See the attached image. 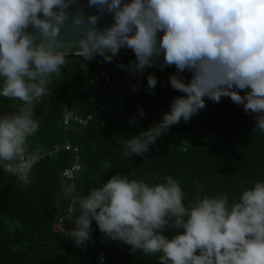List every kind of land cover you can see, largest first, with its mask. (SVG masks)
I'll return each mask as SVG.
<instances>
[{
  "label": "clouds",
  "instance_id": "obj_1",
  "mask_svg": "<svg viewBox=\"0 0 264 264\" xmlns=\"http://www.w3.org/2000/svg\"><path fill=\"white\" fill-rule=\"evenodd\" d=\"M75 3L0 0V96L20 102L0 115L4 172L25 186L32 182L39 149H30L29 139L40 127L34 107L50 94L53 77L62 74L70 54L113 63L126 47L136 60L117 68L142 74L163 56L165 66L192 74L188 83L179 75L168 77L171 87L185 95L172 102L160 122L139 135L119 137L126 157L144 156L172 126L204 109L205 98L219 103L228 97L243 105L256 118L254 131L264 133V0H88L100 15L85 17L81 10L70 17L67 9ZM104 13L113 14L114 23L101 30L98 21ZM69 20L79 35L72 52L58 48ZM30 26L33 32L27 31ZM157 83L154 74L147 76L149 89ZM137 122L132 118L129 124ZM103 166L111 167L107 160ZM133 175L97 181L79 197L76 183L61 179L57 207L63 200H78L74 226L63 236L78 248L94 243L95 221L106 238L130 246L132 253L159 254V264H264V182L244 190L231 205L226 193L197 196L186 205L173 176L149 184ZM166 229L175 234L169 238Z\"/></svg>",
  "mask_w": 264,
  "mask_h": 264
},
{
  "label": "trees",
  "instance_id": "obj_2",
  "mask_svg": "<svg viewBox=\"0 0 264 264\" xmlns=\"http://www.w3.org/2000/svg\"><path fill=\"white\" fill-rule=\"evenodd\" d=\"M67 59L62 74L54 76L49 86V105L39 103L34 107L40 127L29 139V148L39 149L42 158L31 172L32 182L25 186L16 176L0 171V264H101V258L103 264H159V254L132 253L130 246L106 238L95 221L91 232L94 243L78 248L63 236L62 229L70 230L74 226L71 219L78 214V200H63L59 207L55 203L61 179H65L62 173L75 159L65 150L67 141L79 148L82 168L72 180L77 185V197L86 195L97 181L107 182L113 175L130 172L134 173L130 178L149 184L173 176L185 193L186 205L197 196L220 193L227 194L231 205L244 190L264 182V133L254 131L256 118L246 113L243 105L228 97H222L219 103L205 98L204 109L189 122L182 119L172 126L144 156L126 157L119 137L139 135L160 122L172 102L185 95L171 87L168 77L179 75L188 83L192 74L165 66L161 56L155 66L135 74L129 91L120 89L128 95L113 105L121 115L114 120L105 115L114 96L112 87L122 88L119 80L124 82L130 74L117 65L134 62L133 51L132 57L120 51L113 63L104 61L101 67L79 55ZM101 68L110 74L111 83L101 80L92 85L91 73ZM150 74L157 77L155 89L148 88ZM19 103L0 96V115L14 111ZM141 110L146 113L143 118ZM95 111L98 114L86 127L64 126L66 112L87 117ZM132 118L138 122L130 126ZM105 160L110 168H104ZM174 234L165 230L169 238Z\"/></svg>",
  "mask_w": 264,
  "mask_h": 264
},
{
  "label": "built area",
  "instance_id": "obj_3",
  "mask_svg": "<svg viewBox=\"0 0 264 264\" xmlns=\"http://www.w3.org/2000/svg\"><path fill=\"white\" fill-rule=\"evenodd\" d=\"M121 51H122L123 56L132 57V50L126 49V50H121ZM91 61H96V63L100 67L103 66V64H104L103 58H101L99 56H96L95 59H92ZM101 80H102V82L109 84V83H111L112 78H111L110 74L102 68L100 71L91 73L90 83L92 85H96ZM92 101H94V100L92 99ZM96 114H98L97 111H95L94 114H92V115H89L87 117H83V116H80V115L75 114V113L66 112L64 115V118H63L64 126L67 129H69L71 127H75L76 125L86 127L90 123V121L94 118V116ZM65 118L67 119V123H65ZM65 150L67 152L73 153L75 155V159L73 161V164L70 167L65 168L63 173H62V176L65 179L72 181V180H74L76 175L81 171V168H82L81 164H80V158H79V148L77 146L73 145L72 143H70L69 141H67L65 144ZM41 158H42V155H39L38 162L40 161ZM0 171H3V170L0 169ZM7 174H11V173H7ZM11 175H13V174H11ZM13 176H15V175H13ZM62 232H63V229H62Z\"/></svg>",
  "mask_w": 264,
  "mask_h": 264
},
{
  "label": "water",
  "instance_id": "obj_4",
  "mask_svg": "<svg viewBox=\"0 0 264 264\" xmlns=\"http://www.w3.org/2000/svg\"><path fill=\"white\" fill-rule=\"evenodd\" d=\"M125 2H129V0H125ZM82 10V14L86 17L88 15H100L99 10L92 6L90 7L88 4V0H76V3L71 5L67 11L70 14L77 13ZM114 23L113 14L104 13L100 20L98 21V27L103 30L106 26ZM29 32H33L31 26L27 30ZM163 33H158L159 37H162ZM78 39L79 35L77 34L76 29L73 27L71 21L69 20L66 26L62 29L60 37L58 39V48L63 51H75L78 49ZM128 48H122L121 50H126ZM120 50V51H121ZM131 50V49H129ZM74 55V54H70Z\"/></svg>",
  "mask_w": 264,
  "mask_h": 264
},
{
  "label": "rangeland",
  "instance_id": "obj_5",
  "mask_svg": "<svg viewBox=\"0 0 264 264\" xmlns=\"http://www.w3.org/2000/svg\"><path fill=\"white\" fill-rule=\"evenodd\" d=\"M135 74L130 73L129 75H127L126 77H124L123 78L125 80L124 82L122 81V79L119 80L120 83H123L124 84L122 88H120V87L117 88L116 85H115V87L114 86L112 87L114 96L112 97V103L108 102L109 104L106 107V109H108V111L105 112L106 117H110L111 119H114V120H118L120 118L121 115L117 112V110L115 108H113V105L114 104L117 105L118 103L121 102L122 99L126 98V96L128 95V92H126V93H124V92L123 93H120L119 91H120V89H124L126 91H129L130 90L131 81L133 80V77H135ZM118 96H119V98H117ZM42 103L45 106H48L49 103H50V96L49 95L45 96L43 98V102Z\"/></svg>",
  "mask_w": 264,
  "mask_h": 264
}]
</instances>
